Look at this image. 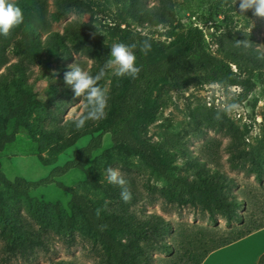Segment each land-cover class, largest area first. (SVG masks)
I'll return each instance as SVG.
<instances>
[{"label":"rangeland","instance_id":"1","mask_svg":"<svg viewBox=\"0 0 264 264\" xmlns=\"http://www.w3.org/2000/svg\"><path fill=\"white\" fill-rule=\"evenodd\" d=\"M24 1L15 0V3L22 7ZM30 1L34 2L32 4L44 21L38 31L41 42L50 32L61 33L72 22L89 21V15L78 12L54 21L52 14L56 11L57 0ZM226 1L174 0L175 20L171 24L141 26L126 17L125 12L112 1L98 0L92 30L109 52L111 45L119 42L111 36L110 28L122 24V27L166 46L183 39L191 28L197 27L203 33L204 50L219 57H222L219 40L226 31L232 30L235 34L246 32L251 35L254 46L264 53V18L254 16L251 10L240 15L239 0H236V4L234 0L231 4ZM154 3L155 0H147L146 5L151 7ZM22 11L25 18L27 14ZM224 16L229 17L227 22H224ZM19 37L15 29L7 37L0 35V78L10 77L7 68L16 64H20L22 75L20 80L13 82L9 91L0 95V133L6 130L4 118L8 107L19 104L22 95L28 96L29 107L18 120L19 131L14 142L0 154V165L11 180L21 177L27 181H37L70 160L73 151L101 133L107 122L87 121L90 133L78 138L72 147L54 154L42 137V130L64 126L68 120L85 111L84 98H74L71 88L63 82V74L69 64L78 60L89 71L93 61L81 53L66 57L44 51L34 59H29L23 53L16 55L12 47L16 46L14 43ZM232 69L250 85L193 81L182 90H173L169 84L159 86L151 96L149 107L159 96L160 110L155 122L148 127L147 135L151 140L163 144L168 151L176 153L169 161L174 174L194 179L190 160L195 159L232 179L230 192L240 202L238 213L243 223L227 225L220 216L215 218L216 221H210L199 204L178 206L166 203L157 192L147 188H163L165 180L140 156L124 147H114L109 135L104 136L102 146L93 153L83 170H71L57 179L71 192L89 200L99 215H110L118 211L120 203H123L141 219L155 214L169 222L170 232L166 240L171 245V253L154 254L153 264H194L205 249L231 241L247 226L264 224V172L262 179L257 180L241 166L237 167L241 160H232L230 138L224 133L203 129L201 136L192 135L195 121L207 112L219 111L242 132V149L247 151L264 144V78L255 72H240L234 65ZM116 78L108 70L103 83L108 94L114 91ZM230 103L238 107L224 111ZM109 167L119 168L128 181L127 186L132 194L129 202L121 199L119 204L114 203L110 194L104 191L103 188L107 186L111 192L118 187L107 182L106 169ZM0 200L7 216L6 223L0 218V264H50L59 260L73 264H102L109 256L71 203L70 195L54 184L32 191L29 197H15L10 189L0 185ZM7 227V230L11 229L10 239L2 233ZM19 228L21 231L16 230ZM113 236L124 241L121 233H113ZM9 240L18 243L14 251L9 249L12 243ZM251 240L241 247H246ZM241 247H234L231 251H239ZM231 254L229 261L238 264L237 255ZM216 259L218 264H223L222 256L212 257L207 264H216Z\"/></svg>","mask_w":264,"mask_h":264},{"label":"trees","instance_id":"2","mask_svg":"<svg viewBox=\"0 0 264 264\" xmlns=\"http://www.w3.org/2000/svg\"><path fill=\"white\" fill-rule=\"evenodd\" d=\"M114 3L125 12L126 17L141 26H157L171 24L175 20L174 0H155L153 6L146 5L147 0H107ZM231 4L232 0H227ZM33 1L25 0L22 8L27 16L24 23L15 27L20 37L12 47L16 55L23 53L29 59H34L40 52H54L61 56H70L72 53L88 55L93 65L89 72L95 75L108 59L109 49L99 40L92 30L94 8L98 0H57L56 11L52 14L54 21L60 20L67 14L78 12L89 15L87 22H72L63 32L52 31L41 42L38 31L44 25L41 14L35 9ZM229 17L224 16V22ZM122 24L110 28V34L119 42L126 44L139 43L147 39L151 43V50L144 55L139 47L135 50L137 66L141 67L138 76L118 77L114 81V91L108 94L106 116L97 123L107 122L102 132L93 137L85 146L77 148L72 158L62 166L53 168L49 174L37 181H27L21 177L9 179L1 170L0 185L12 191L15 197H29L30 193L42 187L55 185L70 195V201L85 220L89 231L97 237L103 247L109 252L102 264H153L156 253L170 254L171 245L166 238L170 232V224L159 215L151 214L141 219L128 210V206L121 204L120 187L109 186L104 191L113 198L120 208L110 215H99L93 205L84 196L71 192L57 179L71 170H83L103 143L105 135H109L114 147H124L135 155L140 156L146 164L161 176L166 185L163 188L147 186L157 192L168 204L192 206L199 204L202 212L210 221H216L220 216L227 225L243 223L239 215L240 202L231 195L232 179L223 172L205 166L203 163L190 160L194 179L173 173L169 161L176 153L168 151L163 144L151 140L147 135L148 127L153 124L160 110L159 96L156 102L149 107L151 96L157 92L159 86L169 84L171 89H185L193 81L201 83L222 82L229 85L246 84L232 65L240 72H255L264 78V53L256 48L246 32L235 34L232 30L226 31L219 40V52L222 57L206 52L203 48L202 30L191 28L183 39L166 46L163 43H154L144 36ZM17 35V34H15ZM246 41L249 46L237 45V41ZM155 54V55H154ZM10 77L0 78V95L9 91L13 82L21 79L20 64L7 68ZM104 78L99 81L103 87ZM84 98V97H83ZM84 102L85 98H84ZM29 107V98L22 95L21 102L7 109L4 126L6 130L0 133V154L15 140L19 131L18 120L26 114ZM219 112V111H218ZM217 112H207L192 125L193 137L203 134V129H212L224 133L230 138L229 150L233 161H240L241 166L248 174H253L257 180L262 179L264 172V144L250 150L241 147L243 134L223 113L221 118L215 119ZM68 120L64 126L42 130V137L50 145L52 152L58 153L64 148L72 147L75 141L90 133L87 122L84 127L77 129ZM178 150V149H177ZM179 151V150H178ZM0 218L7 222V216L0 200ZM264 228L263 225L247 226L240 230L237 236L229 242L213 245L204 250L203 255L196 258L194 264H202L204 259L213 251L236 242L251 233ZM5 228L3 234L10 239V231ZM21 231V228L16 229ZM113 233H121L124 241L117 240ZM11 241V240H9ZM9 246L14 251L15 243ZM21 244V243H20ZM264 262V254L258 264ZM50 264H73L70 261L59 260Z\"/></svg>","mask_w":264,"mask_h":264},{"label":"clouds","instance_id":"3","mask_svg":"<svg viewBox=\"0 0 264 264\" xmlns=\"http://www.w3.org/2000/svg\"><path fill=\"white\" fill-rule=\"evenodd\" d=\"M236 4V0H234ZM239 13L242 15L248 10L254 16L264 18V0H239ZM24 23V14L15 0H0V35L7 37L11 30ZM249 46L246 41H237V45ZM139 50L144 55L151 50V43L145 39L139 43L126 44L115 42L110 47L109 58L99 71L93 75L81 66L79 60L69 64L63 74V82L70 87L74 93V98H85V111L79 116H74L72 122L77 129L84 127L89 120L99 121L106 116L108 104V93L100 86L101 81L108 70L116 77L129 76L135 79L141 71V67L136 64L135 50ZM238 107L235 103L227 104L224 111H232ZM220 112H217L215 119H220ZM107 182L120 187V197L127 203L132 199L128 181L121 173L119 168L109 167L106 169Z\"/></svg>","mask_w":264,"mask_h":264},{"label":"crops","instance_id":"4","mask_svg":"<svg viewBox=\"0 0 264 264\" xmlns=\"http://www.w3.org/2000/svg\"><path fill=\"white\" fill-rule=\"evenodd\" d=\"M247 240H251V242L246 247H241L244 246L243 243ZM238 246L241 247V249H239L240 253L238 249H234L231 251V249ZM231 253L237 255V257L239 258L238 264H258L260 257L264 254V228L255 231L236 242L213 251L204 259L202 264H207V262L214 256H216L217 258L222 256L223 264H232V262L229 261V259L231 258L228 257L232 256ZM227 257L228 260L226 261ZM215 261L216 264H218L217 259Z\"/></svg>","mask_w":264,"mask_h":264}]
</instances>
